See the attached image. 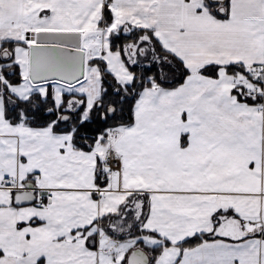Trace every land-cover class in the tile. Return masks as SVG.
I'll use <instances>...</instances> for the list:
<instances>
[{"label":"snow or ice","instance_id":"obj_1","mask_svg":"<svg viewBox=\"0 0 264 264\" xmlns=\"http://www.w3.org/2000/svg\"><path fill=\"white\" fill-rule=\"evenodd\" d=\"M0 264H264V0H0Z\"/></svg>","mask_w":264,"mask_h":264}]
</instances>
